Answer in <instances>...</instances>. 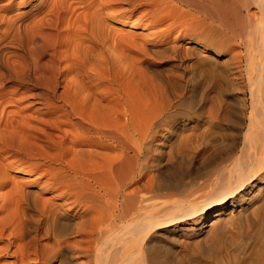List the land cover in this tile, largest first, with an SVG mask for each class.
I'll list each match as a JSON object with an SVG mask.
<instances>
[{"label": "bare ground", "instance_id": "6f19581e", "mask_svg": "<svg viewBox=\"0 0 264 264\" xmlns=\"http://www.w3.org/2000/svg\"><path fill=\"white\" fill-rule=\"evenodd\" d=\"M10 2L0 4V264H203L210 248L193 235L206 223L218 238L257 218L264 0H40L13 15ZM54 11L66 38L47 54L58 38L40 31ZM141 72L155 78L151 102ZM234 116L239 133L226 129L180 171L202 137L183 126ZM177 237L185 255L171 259L166 239ZM252 249L264 264V239Z\"/></svg>", "mask_w": 264, "mask_h": 264}, {"label": "rangeland", "instance_id": "374dc122", "mask_svg": "<svg viewBox=\"0 0 264 264\" xmlns=\"http://www.w3.org/2000/svg\"><path fill=\"white\" fill-rule=\"evenodd\" d=\"M22 1V2H21ZM40 0H12L11 2L9 1V0H3L0 4H4V3H6V2H10V3H12L13 4V6H12V12H11V15H13L14 14V12L16 11V10H22V11H28V10H30V8L32 7V5L33 4H37V2H39ZM53 1V0H52ZM50 2H51V0H50ZM19 4L20 3V5H15L14 6V4ZM86 4V3H85ZM18 7V8H17ZM45 8H47V7H44L43 9H42V11H43V14L41 15L42 17L44 16V14H45V12L47 11ZM46 10V11H45ZM55 12V11H54ZM53 13V12H52ZM52 13H50V15H49V17H51V16H54L55 17V19H53V17H51L52 18V20H51V18H50V20L48 19V17H46L45 18V23L46 24H49V26H50V24H51V26L52 25H54V23H52V22H55V26H54V28H52V30H51V26L49 27L48 25H47V27H45L46 29H44L43 28V30H41L40 31V35H41V33H42V35L45 33H47L46 35H49V34H52L51 36H50V38L48 37V39H46L47 37H45V34H44V36H43V38L45 39H43V38H41L42 37V35H41V39L42 40H44L46 43H50L51 44V42H50V40H51V38L52 39H54L55 37L56 38H58V39H55V40H57V41H52V44H51V46L48 48L47 47V51H46V53L48 54L49 52L51 53L53 50H56V49H58V48H60L59 46V43L61 42L60 40V38H66V32L64 31V29H62V28H60L61 26H62V22L60 23V22H58L57 20V11L55 12L56 13V16L54 15V14H52ZM46 16H48L47 14H45ZM40 16V17H41ZM128 16V15H127ZM46 19H48V20H46ZM57 19V20H56ZM84 22H82L81 24H83ZM82 27L85 29L87 26H85V25H82ZM59 28H60V30H59ZM53 30H55V31H53ZM43 31V32H42ZM53 31V32H52ZM55 33V34H54ZM58 33V34H57ZM39 35V36H40ZM60 38H59V37ZM61 36H63V37H61ZM50 39V40H49ZM49 40V42H47ZM60 42H59V41ZM49 44V45H50ZM48 45V44H47ZM53 46H55V47H53ZM51 50V51H50ZM243 67H244V65H242ZM139 75V78H141L140 79V85L142 84V86L141 87H143V90L141 91V87H140V91H141V95H142V97H144V95H145V97L143 98L144 100H142V101H146L147 99L149 100V102H151V99H153V91L155 90L154 89V86H155V78H152L153 76H151L150 74H146V73H143V72H141V73H139L138 74ZM150 78V79H149ZM151 83V84H150ZM152 83L154 84L153 86H152ZM144 84V85H143ZM201 87V85L199 84L198 85V89ZM146 89V90H145ZM148 91H149V93H148ZM145 92V93H144ZM152 93V95H151V93ZM140 95V96H141ZM152 98H151V97ZM141 97V98H142ZM150 97V98H149ZM247 97H248V95H247ZM232 101V102H231ZM235 102V100H233V99H231L230 100V105H231V103H234ZM236 103V102H235ZM227 105V104H226ZM225 105V106H226ZM223 107V110L226 108V109H229V105H227L226 107ZM35 108H37V107H34V109ZM240 108V107H239ZM12 109H15L14 107H11V110ZM243 109V108H242ZM9 110H10V108H9ZM242 112H244L243 110H241ZM29 112V111H28ZM234 118V119H233ZM232 121H234L235 122V124H234V122H232V123H228L227 124V122L225 123V122H223L222 123V127L220 128L219 126H217L216 124L214 125V126H216V127H214L213 125L212 126H209L207 123H205V124H207V125H205L204 123H200V124H193L192 122H190V123H187L186 125H184L183 126V128H182V130L180 131L181 133H183L184 134V132L186 133L187 132V135H191L192 133L191 132H193L194 130V134H197V135H201L202 137L201 138H198V143L196 142L195 144L196 145H192V147L194 148V150H192V155H193V157H191V158H189V160L187 161V160H185V164H183L182 166H180L179 168H180V171H182V172H184L185 171V169L188 167V164L190 165V164H194L193 165V168L194 167H197V164L196 163H194L195 161H197V163H198V161L200 160L199 158L201 157V154H202V151L204 150H208L209 152L212 150H215L216 148H217V146H219V145H221L222 144V142H223V140L225 139V134H226V132L227 133H229V132H232V133H234L233 131H235V132H237V130L239 131V130H241V128H242V124H240V125H238L237 123H236V121H237V118H236V116H234V117H232V119H231ZM238 126H237V125ZM201 125L202 126H206V128H204V129H202V127H201ZM231 125V126H230ZM180 126H182V125H180ZM196 126V127H195ZM226 126V127H225ZM229 126H230V128L231 129H229ZM240 126V127H239ZM190 127V128H189ZM211 127H213V129L211 128ZM228 127V128H227ZM234 127V128H233ZM223 128V129H222ZM224 128H225V130H224ZM236 128V129H235ZM211 129V130H210ZM229 131H227V130ZM193 130V131H192ZM200 130V131H199ZM204 130V131H203ZM208 130H210V131H208ZM222 130V131H221ZM233 130V131H232ZM189 131V132H188ZM203 132H205V134L203 133ZM223 133H225V134H223ZM237 133H239V132H237ZM219 134V135H218ZM223 134V135H222ZM200 139H202V140H200ZM216 140V141H215ZM212 143H214V144H212ZM195 146V147H194ZM214 147V149H212L211 147ZM216 147V148H215ZM192 148V149H193ZM196 148V149H195ZM196 151V152H195ZM197 153L200 155H197ZM210 153H212V152H210ZM191 155V156H192ZM199 156V158H197ZM194 158V159H193ZM190 159H192L191 161H190ZM198 159V160H197ZM187 162H188V164H187ZM187 165V167H185ZM187 170V169H186ZM192 171H193V173H192V175L194 174V169H192ZM262 188H264V179H263V181H262ZM263 208V209H262ZM263 210V211H262ZM228 212V211H227ZM259 214V215H258ZM229 215H226V217H228ZM256 216H257V218H255V219H251L250 221H249V223H248V225L246 224H244L243 225V227L242 226H238L239 228H235L234 227V229H233V227H232V229H230L229 230V232L224 236V237H211L210 235H209V232H208V230H209V227L208 226H206V224L202 227V229H201V231H199V232H197V233H195L193 236L194 237H196L198 240H201L200 241V244H202L203 246H209V248H210V253H209V261L208 262H206V263H203V264H258V262H257V259H256V256L255 255H253V249H252V247H253V245H254V243H256V240H257V242L258 241H262L264 238H262V237H264V221H263V219L261 218L262 216H263V218H264V206L262 205L261 207H258V210H257V213H256ZM261 216V217H260ZM258 219V220H257ZM262 219V220H261ZM263 221V222H262ZM260 222V223H259ZM251 224V225H250ZM246 226V227H245ZM239 229V230H238ZM245 230V231H244ZM249 230V231H248ZM261 232V233H260ZM230 233V234H229ZM232 234H233V236H232ZM236 235V236H235ZM245 235H247V236H245ZM210 236V237H209ZM257 236V237H256ZM181 237H177L176 238V241L174 242L173 240H171V239H169V238H167L166 240H168V243H167V245H169V251L170 252H168L169 254H168V256H169V258H171V259H173L175 256H177L176 254H178V255H180L181 253H184V255H185V251H183V249L182 248H180V247H177L176 245H175V243H177L179 240L181 241ZM209 239V240H208ZM221 239V240H220ZM259 239V240H258ZM262 239V240H261ZM248 240V241H247ZM203 241V242H202ZM206 241V242H205ZM226 241V242H225ZM228 241V242H227ZM202 242V243H201ZM216 244V245H215ZM233 246V247H232ZM168 247V246H167ZM177 249H179L177 252H179V253H176V250ZM212 249V250H211ZM175 250V251H174ZM181 250H182V252H181ZM235 251H236V253H235ZM174 252V253H173ZM234 252V253H233ZM173 253V254H172ZM176 253V254H175ZM175 254V255H174ZM174 255V256H173ZM173 256V257H172ZM181 256H183V255H181ZM239 257V258H238ZM238 261H237V260ZM256 259V260H255Z\"/></svg>", "mask_w": 264, "mask_h": 264}]
</instances>
